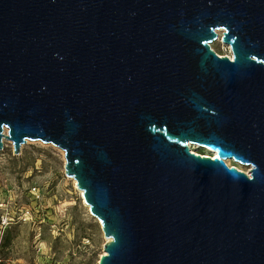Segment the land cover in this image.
Returning a JSON list of instances; mask_svg holds the SVG:
<instances>
[{"label":"water","instance_id":"water-1","mask_svg":"<svg viewBox=\"0 0 264 264\" xmlns=\"http://www.w3.org/2000/svg\"><path fill=\"white\" fill-rule=\"evenodd\" d=\"M3 139L63 151L96 264H264V0H0Z\"/></svg>","mask_w":264,"mask_h":264},{"label":"rangeland","instance_id":"rangeland-1","mask_svg":"<svg viewBox=\"0 0 264 264\" xmlns=\"http://www.w3.org/2000/svg\"><path fill=\"white\" fill-rule=\"evenodd\" d=\"M211 47L223 54L220 41ZM194 151L209 154L204 148ZM248 172L249 165L235 164ZM63 151L28 140L0 150V264H96L106 241L98 220L64 174ZM2 220L5 223H2Z\"/></svg>","mask_w":264,"mask_h":264},{"label":"bare ground","instance_id":"bare-ground-1","mask_svg":"<svg viewBox=\"0 0 264 264\" xmlns=\"http://www.w3.org/2000/svg\"><path fill=\"white\" fill-rule=\"evenodd\" d=\"M220 32V31H219ZM28 141V139L26 140V142ZM189 147L194 151V149L195 148H201L199 145H197V144H195V143H189ZM60 149V148H59ZM204 149H206L207 150V152L209 153V154H204V155H209V156H215V154H216V152L215 151H213V150H211V149H208V148H204ZM61 150V149H60ZM62 151V150H61ZM226 159H230V158H226ZM230 160H233V159H230ZM225 161V163L227 164V165H229L228 164V160H224ZM233 162L235 163V164H238L239 162H237V161H235V160H233ZM240 165H241V163H239ZM234 166V165H233ZM235 167L237 168V169H239L238 167H237V165H235ZM240 170V169H239ZM247 174H249V171L248 172H246ZM71 178V177H70ZM72 179V181H73V184H74V186L76 187V184H75V180L73 179V178H71ZM76 189H77V187H76ZM77 191H78V193L80 194V196H81V190H79V189H77ZM82 198V197H81ZM83 201V200H82ZM83 205L88 209V205L86 204V203H84V201H83ZM89 211V210H88ZM102 253H103V251H102Z\"/></svg>","mask_w":264,"mask_h":264},{"label":"built area","instance_id":"built-area-1","mask_svg":"<svg viewBox=\"0 0 264 264\" xmlns=\"http://www.w3.org/2000/svg\"><path fill=\"white\" fill-rule=\"evenodd\" d=\"M217 32H218V36H217V38H216V41H220V43H221V44L227 49V52H226V53H223V54H219V53L216 52V54H217L218 56L226 55L228 58L231 59V52H230L229 46L226 45V44H223V43L221 42V40H220V32H219V31H217ZM190 151H191V152H196V151H193L191 148H190ZM199 154H200V153H199ZM201 155H202V154H201ZM2 223H5V221L2 220Z\"/></svg>","mask_w":264,"mask_h":264}]
</instances>
